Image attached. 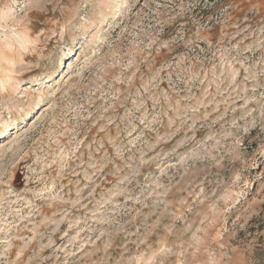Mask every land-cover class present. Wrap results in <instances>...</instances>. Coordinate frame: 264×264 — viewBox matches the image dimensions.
I'll return each mask as SVG.
<instances>
[{
  "label": "rangeland",
  "instance_id": "obj_1",
  "mask_svg": "<svg viewBox=\"0 0 264 264\" xmlns=\"http://www.w3.org/2000/svg\"><path fill=\"white\" fill-rule=\"evenodd\" d=\"M0 264H264V0H0Z\"/></svg>",
  "mask_w": 264,
  "mask_h": 264
}]
</instances>
